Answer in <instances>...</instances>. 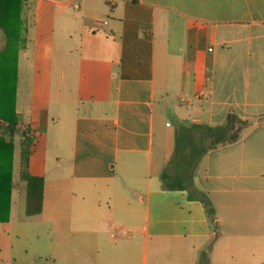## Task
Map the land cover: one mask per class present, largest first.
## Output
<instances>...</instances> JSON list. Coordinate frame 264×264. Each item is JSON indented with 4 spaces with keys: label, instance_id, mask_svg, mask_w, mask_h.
Here are the masks:
<instances>
[{
    "label": "crops",
    "instance_id": "obj_1",
    "mask_svg": "<svg viewBox=\"0 0 264 264\" xmlns=\"http://www.w3.org/2000/svg\"><path fill=\"white\" fill-rule=\"evenodd\" d=\"M34 2L15 164L27 132L43 208L27 217L14 177L0 264H133L128 230L169 264H264V0ZM230 116L239 139L166 189L177 131Z\"/></svg>",
    "mask_w": 264,
    "mask_h": 264
},
{
    "label": "trees",
    "instance_id": "obj_2",
    "mask_svg": "<svg viewBox=\"0 0 264 264\" xmlns=\"http://www.w3.org/2000/svg\"><path fill=\"white\" fill-rule=\"evenodd\" d=\"M34 0H0V31L3 46L0 51V224L10 221L11 200L15 189L14 164L17 127L20 116L17 113L18 63L20 52L28 44L29 24L23 18L26 10L33 19ZM243 124L235 116L229 117V124L221 128L181 127L176 134V145L172 158L161 178L166 189L184 190L186 171L208 151L220 145L232 144L239 139V131L231 134L235 124ZM198 132L195 142L194 134ZM210 143L207 148L205 144ZM33 140L24 132L20 135L19 177L26 184V215L35 217L41 214L45 181L29 173V161ZM190 150L192 152L188 153ZM194 162V163H193ZM176 166L181 172L175 175L176 184H170L172 176L168 170ZM183 171V172H182Z\"/></svg>",
    "mask_w": 264,
    "mask_h": 264
},
{
    "label": "rangeland",
    "instance_id": "obj_3",
    "mask_svg": "<svg viewBox=\"0 0 264 264\" xmlns=\"http://www.w3.org/2000/svg\"><path fill=\"white\" fill-rule=\"evenodd\" d=\"M29 14V12H28ZM28 19V17H27ZM24 65L21 63V68H20V78L21 81L26 79L25 77V71H24ZM25 77V79H24ZM22 116L23 113L21 112ZM195 142L197 141V137H194ZM175 145H176V140H175ZM210 146V143H206L204 145L205 148ZM192 152L190 150L188 153ZM18 153V152H17ZM194 163V162H193ZM196 165L195 163L189 168L186 173H187V180H185L184 185L186 187H190L192 185V181L194 178L195 170H196ZM180 173L181 171L177 169V167L174 165L169 168L168 173L172 176V181H170V184H176L175 182V175L177 173ZM183 172V171H182ZM14 177H15V182L18 184L19 188L21 186H24V182H22L19 179V158L17 156L16 158V164H15V170H14ZM127 233H130V238H131V244H132V249L130 252V258L132 260L133 264H142L144 259H146L147 264H155L156 261H159L160 264H169L172 262V256L168 254H159L157 251V245H156V238L153 237L152 235H149L147 242L145 243L144 236H134V234L131 232V230H128ZM112 237L118 241V239H128V235H121L117 232H114L113 230H108L106 236L103 239V242L106 245H109L110 243L113 242Z\"/></svg>",
    "mask_w": 264,
    "mask_h": 264
},
{
    "label": "built area",
    "instance_id": "obj_4",
    "mask_svg": "<svg viewBox=\"0 0 264 264\" xmlns=\"http://www.w3.org/2000/svg\"><path fill=\"white\" fill-rule=\"evenodd\" d=\"M75 8H77V6L75 5ZM0 132H1V130H0Z\"/></svg>",
    "mask_w": 264,
    "mask_h": 264
}]
</instances>
